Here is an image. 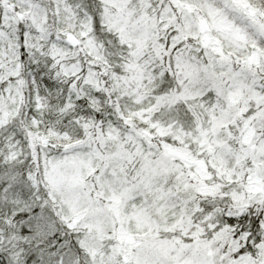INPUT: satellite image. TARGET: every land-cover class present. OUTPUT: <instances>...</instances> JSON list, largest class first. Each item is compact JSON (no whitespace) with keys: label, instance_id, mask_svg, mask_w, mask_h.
Segmentation results:
<instances>
[{"label":"snow or ice","instance_id":"obj_1","mask_svg":"<svg viewBox=\"0 0 264 264\" xmlns=\"http://www.w3.org/2000/svg\"><path fill=\"white\" fill-rule=\"evenodd\" d=\"M0 264H264V0H0Z\"/></svg>","mask_w":264,"mask_h":264}]
</instances>
